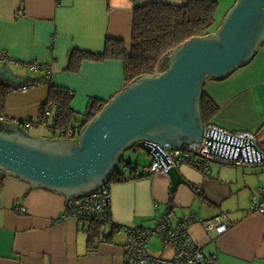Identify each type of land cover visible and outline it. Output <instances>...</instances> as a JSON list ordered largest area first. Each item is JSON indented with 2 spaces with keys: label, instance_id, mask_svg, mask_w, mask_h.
Masks as SVG:
<instances>
[{
  "label": "crops",
  "instance_id": "crops-1",
  "mask_svg": "<svg viewBox=\"0 0 264 264\" xmlns=\"http://www.w3.org/2000/svg\"><path fill=\"white\" fill-rule=\"evenodd\" d=\"M187 1L0 0V50L13 59L6 64L0 62V68L8 66L15 74L34 76L16 87L5 83L11 90L2 112L14 119H35L54 86L73 91L70 108L74 118L82 120L92 101L105 104L129 83L123 60L86 58L78 71H72V52L99 54L105 51L108 38L129 41L139 4ZM236 1H225L230 4L227 13ZM227 13L217 22L215 31ZM33 61L49 64L51 77L47 79L43 72L24 65ZM43 78L45 82L28 90L16 89ZM204 92L219 106L212 122L229 130H252L264 141V41L248 64L224 79H207ZM30 129L27 132L35 137L47 136ZM179 169L190 185L181 184L175 192L165 172L111 181L112 223L101 224L92 242L89 227L83 229L73 217L63 218L68 196L1 171L0 264H124L128 233L117 228L119 225L152 228L168 216L177 226L180 218L186 220L192 214L203 220L227 216L229 229L222 234L206 228L197 218L187 227L204 253L216 255L219 264H264V215L253 208L254 195L258 201L264 199L260 191L264 187V166L216 162L209 173L189 164ZM140 171L141 167L134 175H141ZM20 206L26 210H20ZM156 239L155 249L151 248L154 239L149 243L150 253L172 256L173 250L162 248V241Z\"/></svg>",
  "mask_w": 264,
  "mask_h": 264
},
{
  "label": "water",
  "instance_id": "water-1",
  "mask_svg": "<svg viewBox=\"0 0 264 264\" xmlns=\"http://www.w3.org/2000/svg\"><path fill=\"white\" fill-rule=\"evenodd\" d=\"M263 41L264 0H237L215 32L172 49L161 59L165 70L137 78L92 120H82L86 124L78 140L35 137L0 121L13 128L0 130V170L70 199L109 183L128 149H141L167 162L161 148L203 139L206 80L224 79L248 64ZM33 78L15 74L8 66L0 68V84L16 87ZM260 144L264 149V141ZM168 174L172 192L181 184L190 185L179 167H171Z\"/></svg>",
  "mask_w": 264,
  "mask_h": 264
},
{
  "label": "built area",
  "instance_id": "built-area-1",
  "mask_svg": "<svg viewBox=\"0 0 264 264\" xmlns=\"http://www.w3.org/2000/svg\"><path fill=\"white\" fill-rule=\"evenodd\" d=\"M13 61L7 52L0 50V62L8 63ZM26 67L33 71L46 74V78L52 75L49 64H41L37 61L24 63ZM46 78L28 84H21L16 89L28 90L36 84L45 82ZM70 94L73 91L68 90ZM105 104L100 102L98 109L101 110ZM94 114V112H92ZM61 107L58 102L51 97L45 100L40 108L39 115L35 119L19 120L5 115L0 110V121L12 122L28 131L32 127L48 124L52 120L51 127L55 136L65 139H77L80 137L84 125L82 120L73 121L68 127L60 125ZM92 114V115H93ZM85 117V116H84ZM68 137V138H66ZM260 136L249 129L229 130L214 122L205 123V134L200 142H189L179 148L162 149L167 155V162L162 156L153 157V162L141 167L140 173L153 175L159 172L168 173L171 167H180L189 164L199 168L205 173H209L212 163L223 165L256 167L264 165V149L260 144ZM120 169L121 176L126 179L132 177L135 171L140 168L139 164L123 163ZM2 170H0V174ZM264 193V187L260 188ZM112 193L110 183H107L95 190L82 195L70 198L65 205L63 218L73 217L79 221L83 229L88 228L95 220L102 223H112ZM20 210L25 211L23 206ZM253 208L264 215V199L258 201L256 195L253 196ZM199 219L208 229H215L222 234L229 229L227 216L221 214L209 220H203L198 215L192 214L189 219L180 218L177 226L171 223L168 216L161 218L154 227L124 226L121 228L128 233V242L125 251L124 264H219L216 255L205 254L202 246L190 236L188 222ZM158 237L162 241V248H170L173 255L164 257L151 254L149 243Z\"/></svg>",
  "mask_w": 264,
  "mask_h": 264
},
{
  "label": "trees",
  "instance_id": "trees-1",
  "mask_svg": "<svg viewBox=\"0 0 264 264\" xmlns=\"http://www.w3.org/2000/svg\"><path fill=\"white\" fill-rule=\"evenodd\" d=\"M218 2L219 0H188L182 4L165 2L139 4L134 10L132 35L129 41L108 38L105 51L99 54L74 50L71 54L69 69L78 71L81 62L86 58L100 60L113 57L123 60L127 84L141 76L154 75L163 70L161 59L169 51L194 37L206 36L215 31L213 27L216 23L215 15ZM10 90L7 84H0L1 111L5 107ZM72 95L68 90L52 87L50 97L56 100L61 107L60 121L62 122L60 125L64 127L79 120V117L74 118L70 108ZM99 104L100 101H92L82 120L85 122L92 120L101 111L98 109ZM201 106L204 121L212 122L219 106L205 92ZM118 172H115L111 181H125L145 176L142 173L126 179L124 176H117ZM101 224L103 223L95 220L89 226L88 238L90 242L99 235Z\"/></svg>",
  "mask_w": 264,
  "mask_h": 264
},
{
  "label": "rangeland",
  "instance_id": "rangeland-1",
  "mask_svg": "<svg viewBox=\"0 0 264 264\" xmlns=\"http://www.w3.org/2000/svg\"><path fill=\"white\" fill-rule=\"evenodd\" d=\"M225 1H227V0H221L219 2V5L217 7V15L215 17L216 18V23H215L216 25L215 26H217V22L219 23L222 20L223 16L227 13L228 9L230 8L229 7L230 4H227ZM229 3H231V1H229ZM218 10H219V12H218ZM215 26L213 27L214 29H215ZM164 64L167 65V61H164ZM166 68H167L166 66H162L163 70H165ZM51 123H52V120H50V122L48 124L40 125L39 127H32L30 129V131L32 133H35L38 135L42 134V135L54 136V134L52 132V128L49 127V126H51ZM58 135L56 136V138H60ZM66 138H68V137H66ZM61 139L65 140V138H61ZM123 161L119 164L120 168L123 167V165H124L123 163H126L128 161L138 163L139 166L142 167L144 165L151 164L153 162V157L141 149H138V150L128 149L124 154ZM263 166L264 165H262L260 167H263ZM156 238H158V237L154 238L153 244L151 247L152 249H155L154 248L155 246H153L155 243L158 244V239H156Z\"/></svg>",
  "mask_w": 264,
  "mask_h": 264
},
{
  "label": "flooded vegetation",
  "instance_id": "flooded-vegetation-1",
  "mask_svg": "<svg viewBox=\"0 0 264 264\" xmlns=\"http://www.w3.org/2000/svg\"><path fill=\"white\" fill-rule=\"evenodd\" d=\"M13 128H11L10 126H6V125H2L0 124V130H3V131H8V132H11ZM116 171H119L118 173L119 174H116L117 176H121V173H120V169H117ZM115 174V173H114Z\"/></svg>",
  "mask_w": 264,
  "mask_h": 264
}]
</instances>
